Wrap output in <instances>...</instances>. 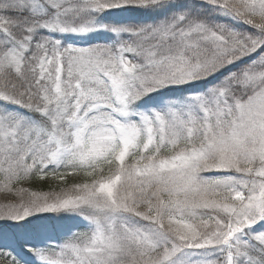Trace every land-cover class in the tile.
<instances>
[{
    "label": "snow or ice",
    "instance_id": "snow-or-ice-1",
    "mask_svg": "<svg viewBox=\"0 0 264 264\" xmlns=\"http://www.w3.org/2000/svg\"><path fill=\"white\" fill-rule=\"evenodd\" d=\"M0 194V264H264V0H0Z\"/></svg>",
    "mask_w": 264,
    "mask_h": 264
},
{
    "label": "trees",
    "instance_id": "trees-1",
    "mask_svg": "<svg viewBox=\"0 0 264 264\" xmlns=\"http://www.w3.org/2000/svg\"><path fill=\"white\" fill-rule=\"evenodd\" d=\"M67 180H68V183H72L73 177H68ZM53 184H55L54 181H44L38 184H34L32 185V187L36 188L37 190H41V191H49V186Z\"/></svg>",
    "mask_w": 264,
    "mask_h": 264
},
{
    "label": "rangeland",
    "instance_id": "rangeland-1",
    "mask_svg": "<svg viewBox=\"0 0 264 264\" xmlns=\"http://www.w3.org/2000/svg\"><path fill=\"white\" fill-rule=\"evenodd\" d=\"M0 197H2V194H0Z\"/></svg>",
    "mask_w": 264,
    "mask_h": 264
}]
</instances>
